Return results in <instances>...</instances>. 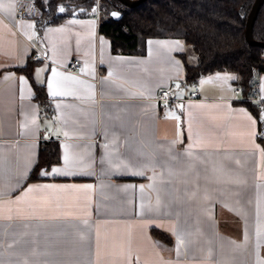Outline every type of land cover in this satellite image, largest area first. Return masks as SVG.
Segmentation results:
<instances>
[{
	"label": "crops",
	"instance_id": "0c3cea01",
	"mask_svg": "<svg viewBox=\"0 0 264 264\" xmlns=\"http://www.w3.org/2000/svg\"><path fill=\"white\" fill-rule=\"evenodd\" d=\"M15 10L0 0V264H264V110L236 73L188 82L180 38L115 53L95 12ZM74 58L80 74L62 67ZM252 94L264 100V73ZM46 141L60 161L32 176Z\"/></svg>",
	"mask_w": 264,
	"mask_h": 264
},
{
	"label": "trees",
	"instance_id": "16d2710c",
	"mask_svg": "<svg viewBox=\"0 0 264 264\" xmlns=\"http://www.w3.org/2000/svg\"><path fill=\"white\" fill-rule=\"evenodd\" d=\"M36 1L45 24L74 15L86 16L93 12L95 4V0ZM253 2L144 0L128 7L118 0H100V9L102 7L106 13L118 9L122 16L112 20L108 14L99 15V32L109 38L115 53L142 52L147 38H180L196 56L194 63H188L182 53L186 81L196 82L199 77L215 71H232L237 75L235 85L240 88V93L244 98H249L253 96L258 76L264 73V47L249 44L245 37L246 19ZM252 35L255 40L264 42V2L254 20ZM24 72L31 77L28 67ZM31 83L36 98L40 103L46 102L44 87L32 80ZM243 102L258 116L250 101ZM59 161L57 143H41L32 176H35L39 168H48ZM153 234L165 242L170 240L160 231L153 230Z\"/></svg>",
	"mask_w": 264,
	"mask_h": 264
},
{
	"label": "built area",
	"instance_id": "2783aa9c",
	"mask_svg": "<svg viewBox=\"0 0 264 264\" xmlns=\"http://www.w3.org/2000/svg\"><path fill=\"white\" fill-rule=\"evenodd\" d=\"M15 2V12L17 17H39L41 10L39 6L37 5L36 0H14ZM99 6V5H98ZM99 8L97 10V17H99ZM35 51L34 56H41L44 58L43 55H41L35 48H33ZM65 70L69 72H73L76 74H80V70L82 68V63L79 59L74 58L71 60V62L68 65L62 66ZM235 93H240V88L235 87L234 89ZM196 95V91L193 93V96ZM158 100L161 101L165 106H169L175 98L171 95V91L169 89H162L159 92ZM243 100L248 101H254L257 103V107L261 110H264V100L259 98L258 96H252L249 98H243Z\"/></svg>",
	"mask_w": 264,
	"mask_h": 264
},
{
	"label": "water",
	"instance_id": "95a60500",
	"mask_svg": "<svg viewBox=\"0 0 264 264\" xmlns=\"http://www.w3.org/2000/svg\"><path fill=\"white\" fill-rule=\"evenodd\" d=\"M121 2L123 5L128 6V7H133L140 3L141 1L144 0H118ZM264 0H254L251 9L248 13L247 19H246V28H245V37L246 40L249 44L251 45H259L264 47V42L263 41H257L253 38L252 35V26L254 23V20L256 18V15L258 13V10L260 6L263 4ZM115 13V15H113ZM122 16V12L119 11L118 9H112L108 13V18L112 20H118Z\"/></svg>",
	"mask_w": 264,
	"mask_h": 264
},
{
	"label": "snow or ice",
	"instance_id": "6c2138e0",
	"mask_svg": "<svg viewBox=\"0 0 264 264\" xmlns=\"http://www.w3.org/2000/svg\"><path fill=\"white\" fill-rule=\"evenodd\" d=\"M61 11H63V8H61ZM113 15H115V13H114ZM57 75H58L57 73L53 72V76H54V77L57 76ZM223 79H233V77H223ZM58 85H59V82H58V81H56V82H54V83H53V82H50V83H49V88L52 89L51 94H52L53 96H56V95L62 94V93H59V92L56 90V88L58 87ZM64 162H65V165H66V166L69 164V157H68L67 155H65V157H64ZM62 172H63V174H70V173H68L67 171L62 170V169H60V168H53L51 174H61ZM42 174H47V173H42ZM46 187H52V186H46ZM33 190H34V189L29 188V189H28V192H32ZM181 243H182V241H181Z\"/></svg>",
	"mask_w": 264,
	"mask_h": 264
},
{
	"label": "rangeland",
	"instance_id": "374dc122",
	"mask_svg": "<svg viewBox=\"0 0 264 264\" xmlns=\"http://www.w3.org/2000/svg\"><path fill=\"white\" fill-rule=\"evenodd\" d=\"M99 2H100V0H95L94 9H93L92 11L95 12V13H97V10H98V8H99V11L101 12V13L99 12L100 15H104V16L107 15L108 12L106 13V11L103 10L102 7H101V9H100V7L98 6V5H99ZM41 15H42V14L40 13L39 18L43 19V16H41ZM41 22H43V20H42ZM44 22H45V21H44ZM187 55H188V59H190L191 57L194 58V59L196 58V56H195V54L192 52L190 46H188Z\"/></svg>",
	"mask_w": 264,
	"mask_h": 264
}]
</instances>
